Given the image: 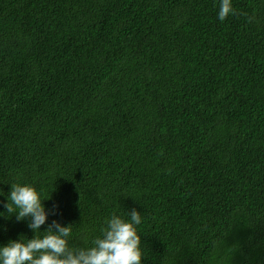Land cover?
<instances>
[{
  "label": "trees",
  "instance_id": "trees-1",
  "mask_svg": "<svg viewBox=\"0 0 264 264\" xmlns=\"http://www.w3.org/2000/svg\"><path fill=\"white\" fill-rule=\"evenodd\" d=\"M219 5L0 0V246L19 183L70 247L136 209L142 264H264V0Z\"/></svg>",
  "mask_w": 264,
  "mask_h": 264
},
{
  "label": "clouds",
  "instance_id": "clouds-1",
  "mask_svg": "<svg viewBox=\"0 0 264 264\" xmlns=\"http://www.w3.org/2000/svg\"><path fill=\"white\" fill-rule=\"evenodd\" d=\"M235 14L232 0H220L218 18L221 22ZM44 200L31 185L11 184L5 205L7 214H14L18 221L30 217L28 227L35 235L26 242L20 238L0 246V264H142V237L137 230L142 215L136 209L128 212V220L113 213L105 221L102 235L93 239L90 247L74 248L68 240L72 225L53 221L42 237L38 235L48 219Z\"/></svg>",
  "mask_w": 264,
  "mask_h": 264
}]
</instances>
